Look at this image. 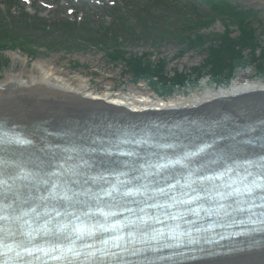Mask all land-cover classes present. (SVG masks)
<instances>
[{
    "label": "rangeland",
    "instance_id": "obj_1",
    "mask_svg": "<svg viewBox=\"0 0 264 264\" xmlns=\"http://www.w3.org/2000/svg\"><path fill=\"white\" fill-rule=\"evenodd\" d=\"M9 0H0V24L9 22L8 14L4 5L8 4ZM17 7L16 11L10 12V19L14 16L27 12L30 15H36V12L40 13L44 18H53L58 20L59 18L74 19L79 14H86L89 16V21L99 22L101 24L110 25L111 18L107 14V11L103 8V5H112L114 2H121L124 0H12ZM108 1V2H107ZM126 1V0H125ZM188 11L191 9L194 12L195 18L198 20H204L209 22L207 26L202 28H193L191 32L185 33L186 36H192L194 38L197 34L204 37H214L216 35L225 34L227 30L232 32L235 36L239 33V27L236 22L228 16H218V14L212 12L210 6H207L205 0H182ZM136 9H141L144 12L143 4L145 0H136ZM193 2H196L195 6ZM220 3H228L233 6H237L243 12H247V22L251 23L254 28H259L257 35L264 30V1L263 0H219ZM129 3H127L128 5ZM146 4L150 5V0H146ZM12 5V4H11ZM121 5V4H120ZM180 5H183L180 3ZM179 5V6H180ZM76 7L75 13L68 11L69 7ZM10 7V5H9ZM162 7V6H159ZM128 7L127 10H131ZM197 12V13H196ZM198 13H200L198 15ZM17 14V15H16ZM198 15V16H197ZM210 17L212 20H210ZM155 24V23H154ZM158 27L162 25L164 29H168L166 34H157L155 41L148 39L146 42L139 41L137 44H133L126 47L124 53L126 57H135L143 54H147L148 58L152 61L158 62L163 59L167 63L168 73L172 74L175 70L183 71L184 69H191L194 66L204 63V59L207 56V50L203 46L193 45L189 43L186 38L178 37V33L181 34L184 31V26L187 24V20L175 21L170 19L168 22L162 20L157 23ZM156 24V25H157ZM202 25V24H201ZM196 34V35H195ZM195 35V36H194ZM264 46V35H262ZM155 38V37H154ZM48 45L50 44L47 43ZM61 44V43H60ZM59 44V45H60ZM20 45V46H18ZM5 44L1 46V49L5 48ZM18 47V48H17ZM14 49L8 47L4 50H0V62L2 68H0V81L6 80V78L14 77L13 81L22 82L18 79L20 74H32L31 70L34 67L37 69L35 76L43 74L53 75L56 81H62L66 78H72L75 75L80 76L84 74L92 80L93 86H99L101 89L99 93L104 94L107 89L113 87L112 93L125 92L127 97H140L144 96L146 99L152 97L158 99L156 94L152 91L151 87L145 81H141L138 85L135 84L131 76L128 74V69L122 59H116L113 61L114 56L112 49L113 46L104 47V49L97 48L95 46L82 47L78 49L71 47L64 50L62 47L59 49L48 50L47 48H37L30 44H17ZM22 47L28 50H23ZM37 55L36 57L31 56ZM258 71L250 66L248 69L240 71L238 78L244 80H257ZM16 78V79H15ZM35 80V78H34ZM32 80V81H34ZM85 81V79H84ZM199 85L195 89H187L176 92L173 97L179 96L183 98V94L192 96V94L200 93L208 88L215 89L217 86L212 83L211 78L205 77L198 83ZM69 87V86H67ZM76 89H79L78 87ZM142 90V91H141ZM140 92V93H139ZM172 97V98H173Z\"/></svg>",
    "mask_w": 264,
    "mask_h": 264
},
{
    "label": "trees",
    "instance_id": "obj_2",
    "mask_svg": "<svg viewBox=\"0 0 264 264\" xmlns=\"http://www.w3.org/2000/svg\"><path fill=\"white\" fill-rule=\"evenodd\" d=\"M205 1L212 12L226 15L235 22L237 20L240 30L237 36H233L232 32L227 30L224 35H216L212 38L199 34H195L194 38L188 37L185 33L191 32L193 28L200 29L209 24L193 17L188 7L178 6L168 0H158V3L147 4V9L153 10L152 12L147 9L141 12V9L122 11L113 8L109 12L113 23L109 26L98 24L99 29L97 24L89 22L88 19L81 23L67 20L47 23L38 16L32 17L22 12L11 19L9 16L8 23L0 24V47L5 44V48L9 46L15 48L17 44L25 46L28 43L48 50L60 47L67 50L71 47L82 49L88 46L104 49L112 45L113 61L122 59L128 69V74L135 82L145 80L155 91H161L166 95H171L177 89H184L190 85H199L200 80L206 76H209L216 84H228L238 75L239 69H245L250 65L256 67L260 77H264V47L260 42L261 34L257 35L258 29L247 22V12L229 3H220L219 0ZM159 3L165 4V7L156 8ZM161 19L167 22L170 19L187 20L184 31L181 34L178 33V37L189 40L191 46H203L207 50V58L203 65L194 66L190 70H175L170 74L167 70V63L163 59L155 62L148 58L147 54L126 57L124 51L127 46L137 44L139 41L146 42L148 39L155 41L158 39L157 34H166L170 31L164 29L163 24L158 27L157 23ZM210 20H212L211 17ZM22 48L25 51L28 50V47ZM4 49L0 48V50Z\"/></svg>",
    "mask_w": 264,
    "mask_h": 264
},
{
    "label": "bare ground",
    "instance_id": "obj_3",
    "mask_svg": "<svg viewBox=\"0 0 264 264\" xmlns=\"http://www.w3.org/2000/svg\"><path fill=\"white\" fill-rule=\"evenodd\" d=\"M36 71L37 69L33 67L32 74H20L18 79L22 82L13 81L14 77L0 81V120H4L6 124L16 125L30 135L37 134V130L40 131L42 127L47 130L57 129L75 136V133L97 131L98 128H105L109 124L137 125L151 119L152 115H138L130 112V109L153 107L161 109L163 106L168 109L174 107L177 110L163 112L162 116L201 114L206 117L209 114V116L227 114L233 115L236 119L246 120L264 116L263 95L250 94L242 100L233 99L239 92L249 89L248 85H243L241 78L233 81L228 87L208 88L186 98L173 97L170 104L162 102L160 105H154L141 96L138 100L135 98L127 100L119 96L109 97L113 87L107 89L104 94L95 93L101 89L99 86H93L92 80L84 74L68 77L60 82L49 74L35 76ZM259 86L254 90L264 89V85ZM77 87L79 89H76ZM129 100L132 102L127 103ZM110 102L125 107L117 108ZM34 138L38 139L36 135ZM191 264H264V247Z\"/></svg>",
    "mask_w": 264,
    "mask_h": 264
},
{
    "label": "snow or ice",
    "instance_id": "obj_4",
    "mask_svg": "<svg viewBox=\"0 0 264 264\" xmlns=\"http://www.w3.org/2000/svg\"><path fill=\"white\" fill-rule=\"evenodd\" d=\"M17 142L20 144L30 143L28 140L17 139ZM147 141H136V143H146ZM254 141L249 139L245 143L251 145ZM208 146L205 145L198 149L199 152H204ZM134 153H127V155H133ZM196 152H189L186 156H196ZM56 160H64V167L57 163L54 167L56 171H50L44 173L41 176L35 175L33 172L27 169H21L15 166L14 162L9 164L7 161H0V163L8 164L6 168H0V221L7 223H16L22 221L24 225L28 226L30 230L27 232L28 236H32L35 229H31L32 223H39V220H43V224L40 225V228L45 232L53 231L52 223L55 220V217L49 218L50 214L41 213L39 208L47 207L45 202L58 201L60 207L64 206L65 202H68L71 206V202L76 196L75 191L73 190L76 186V181L73 177L80 175L73 167L69 166V160L74 161L75 157H69L65 159L62 156L55 157ZM185 157H180L175 160H169L168 164H184ZM86 164L87 161H84ZM248 167H241L239 171L235 167L226 168L225 172L221 175L223 181L222 188H216V195L220 197V203L216 207L223 211V216L228 221L227 227L232 228L234 225H261L264 226V157H261L258 161H247ZM146 167H153V165H145ZM53 167L49 164V168ZM77 167H79L77 165ZM156 169H164L167 167V164L157 163L154 165ZM124 175V173H121ZM205 179L211 180V177H204ZM29 179H33L39 183L41 193H46L47 195H41L40 200L41 204L33 207L32 204H35V201L32 200L31 203H28L31 195L27 190L20 192L16 189L15 185L17 182L23 183ZM92 179H103V177H92ZM87 183V179H85ZM121 186L126 188L124 195L129 194H138L141 189L139 188H127V185H124L123 182L118 184H112L109 189L104 190V195L112 197L114 193H119ZM163 192V189L160 190ZM198 191H205L204 188L199 189ZM21 199L25 200V203L28 205L27 211H21L19 207V201ZM99 199V197H97ZM193 199H196L193 197ZM231 200V203H224V201ZM259 201V203L257 202ZM175 205H170L174 207ZM156 207V206H153ZM56 216H61L62 213L57 209L53 208ZM102 211V209H101ZM205 213V216L219 215V213H213L211 209H203L201 207L189 208L186 212H168L164 211L163 215L172 219L178 220L183 219L185 215H192L200 218L201 212ZM243 214L246 218L240 219L234 217L232 213ZM34 217L33 220L26 219L29 215ZM108 215V213H104ZM38 218V219H35ZM145 221L149 219H155L157 223H160L159 217L145 216L143 218ZM184 225L177 223L173 226H168V232L165 234L163 228L153 229L155 235L151 236V240L157 241L159 247H173L172 244L167 243L168 239H174L177 244L185 243L187 245H208L216 244L219 245L220 241L230 240L231 237L241 236L245 232H255L264 230V228H247L242 229L241 231H232L227 235L217 233L214 231L216 227H225V224L210 223L208 227L198 226L195 220H184ZM71 228L73 234L76 235L77 239L83 237L84 235H92L95 231L94 226L90 227L83 222L80 224L72 225L69 221L68 223H55V229L60 232H64ZM213 229V231H209ZM37 234L39 232L37 231ZM147 235V233H145ZM162 242V243H161ZM234 243H241L235 241ZM115 247H121L120 244H116ZM159 247L153 248V251H158ZM8 251L12 250V246H6ZM55 250V249H53ZM199 251H204V248H199ZM24 251L31 252L32 249L25 248ZM37 251L47 250L37 249ZM66 253H71L74 256H79L81 253L74 250L72 247L66 249H61V255ZM19 255V253H17ZM110 253L104 252L103 255H109ZM135 254V253H133ZM89 255H95V253H89ZM114 255V254H113ZM58 259L59 257H53Z\"/></svg>",
    "mask_w": 264,
    "mask_h": 264
},
{
    "label": "water",
    "instance_id": "obj_5",
    "mask_svg": "<svg viewBox=\"0 0 264 264\" xmlns=\"http://www.w3.org/2000/svg\"><path fill=\"white\" fill-rule=\"evenodd\" d=\"M254 96H257V95H259V96H261L260 94H257V93H255V94H253ZM264 96V95H263ZM246 97H249V96H242V97H239L238 99H236V100H242V99H244V98H246ZM234 120H236V118L235 117H233V115H230ZM262 117H264V116H262ZM242 119H244V121L246 120L245 118H240V120H242ZM252 119V118H251ZM250 119V120H251ZM253 121V120H252Z\"/></svg>",
    "mask_w": 264,
    "mask_h": 264
}]
</instances>
